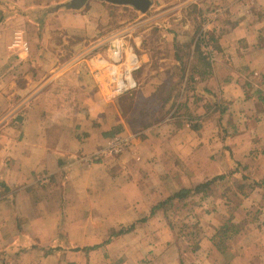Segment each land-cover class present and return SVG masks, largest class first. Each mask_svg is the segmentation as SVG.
Instances as JSON below:
<instances>
[{
	"label": "crops",
	"instance_id": "obj_1",
	"mask_svg": "<svg viewBox=\"0 0 264 264\" xmlns=\"http://www.w3.org/2000/svg\"><path fill=\"white\" fill-rule=\"evenodd\" d=\"M67 1L0 0V8H8L0 24V53L5 62L10 59L13 67L27 65L43 73L50 65L41 62L40 55L50 57L52 50L66 43L78 53L92 51L91 39L120 31L112 11L123 10L122 5L88 0L80 9L60 7ZM151 1L155 10L165 12L143 15L144 23L149 22L142 29L143 37L153 21L166 38L171 56L160 58L158 70H153L152 51L138 47L143 64L136 74L139 86L145 87L143 92L149 89L148 101H156L150 87H168L166 76L176 67L183 71L178 101H184L189 75L192 90L184 108L178 105L172 110L177 118L158 115L162 118L145 130L143 139H136L130 151L91 166L79 158L104 145L107 136L102 133L113 126L93 127L108 113L100 104L101 93L87 63L75 61V66H59L56 71L54 64L45 77L24 74L9 85L0 75V86L5 85L0 102L12 103L0 109V264L12 263V256L4 261L8 252L2 251L7 248L19 252L14 262L25 264H100V252L111 255L124 237L126 264H140L141 258L157 253L160 264H177L178 248L170 243V227L160 211L126 236L100 245L112 228L149 217L157 197L165 199L173 189L225 174L235 165L261 185L247 190L236 208L243 228L231 239V252L212 249L200 264H264V0ZM183 4L197 8L196 19L183 10ZM213 7L226 11L213 33L218 55L210 64L196 45V33L202 13ZM7 23L11 26L6 27ZM19 25L31 31L33 46L27 54L5 45L9 29ZM60 36L64 41H57L59 45L55 39ZM181 52H188L195 63H184ZM157 71L161 79L152 81L150 72ZM166 90L159 91L158 102H163ZM44 176L49 178L47 183L41 182ZM157 181L166 184L163 194L152 190ZM60 228L69 244L87 250L59 255L46 254L41 248L22 251L24 244L53 243ZM216 231L212 224L206 234L211 238ZM212 257L215 263L208 262Z\"/></svg>",
	"mask_w": 264,
	"mask_h": 264
},
{
	"label": "rangeland",
	"instance_id": "obj_2",
	"mask_svg": "<svg viewBox=\"0 0 264 264\" xmlns=\"http://www.w3.org/2000/svg\"><path fill=\"white\" fill-rule=\"evenodd\" d=\"M183 5H184L182 7L183 10H185V11L189 10L190 11L189 13H190L191 19H193V18L196 19V14L198 12L197 8H194V6H192V4H186V5L183 4ZM111 7L116 8V6H114V5H112ZM151 7L145 13L138 11L134 7L124 6V5L120 6V9H123V10H118V11L113 10L112 11L113 20H114V22H118V26H119L120 31L119 32L114 31L116 33H112L109 36L113 37L115 35H118L119 37L123 38L127 42L126 43L127 46H131L134 48L137 55H138V52H137L138 47L142 48L143 46H145L146 48L150 49L152 51V52H150V55H151V64L150 65H153V67L155 68L153 70H158L157 68L160 65L159 59L160 58H164V59L170 58L171 49L169 50V48L167 46H165L166 38L162 36V33L160 32L161 29L158 28L153 21L150 22L152 24V26L150 25L151 27H150L149 32H148L149 34L148 35L145 34L143 37L142 29L144 28V26H147V24H149L148 21H145L146 23H144L143 15H145V14L148 15L149 13H157L156 15H158L159 13L165 12L164 10L160 11V9L155 10L156 9L155 7H152V9H151ZM203 13H202V16H203ZM198 14H199V12H198ZM10 23H7L5 26L6 27L11 26ZM21 23H23V22L21 21L19 24H21ZM133 28L135 29L134 31H133ZM129 30L133 31L132 35L125 36L124 34H127ZM198 31H197V33H198ZM197 33H196V35H197ZM110 37L93 38V39H91L92 41L88 40L89 44L92 47V48L90 47V49H92V51L87 49V50H84L82 53L81 52L78 53L79 51H76L75 50L76 48L72 47L74 45L71 46V44L66 43L65 45L67 47L64 46V47H61L58 49L56 48L55 52L52 50L50 57H49V55L48 56L45 55L44 57H42V55H40V60H41V62H44L45 60L48 61L50 67H52V65L55 64V70L54 71H56V68L57 67L59 68V66L67 67V69H68V67H71V66L73 67L78 62L83 61L84 63H86L85 60H83V59L92 58L94 56H95V58H96V56L97 57L98 56L99 57H106V55H107L106 52L109 48ZM214 39H215V46L217 48L215 35H214ZM59 40H61L63 42L64 41L63 36H60L58 39H55L56 42ZM57 44L60 45V43H58V42H57ZM196 45H198L197 42H196ZM198 48L200 50L199 45H198ZM1 50H2V46L0 45V51ZM200 52H201V50H200ZM181 53H184V55H185V57L182 56L185 59L184 63H188L189 65H190V63H191V65H193V63H195V60H190V58H189L190 55H187L188 52H187V54H186V52H181ZM75 61H77V63ZM5 63H6L5 59H4L3 55L0 53V66H1L0 67L1 68L0 75L6 81V83H8V85L12 79H14V80L17 79L16 77H21V79H23L24 74L33 75L35 78L40 76V75L45 77L49 74V71H50V67L48 70L44 68L45 71L43 73H38L37 71H34L31 67H28L27 65H25V67L23 66L21 69L19 66L13 67L10 59H7V63L6 64ZM166 63H169V61H167ZM209 63L213 64L211 62H209ZM142 66H143V64L141 62V68L137 72L141 71ZM87 71H88V73H90V75H92V77L95 78V72L94 73L91 72L92 70L90 71L89 68L87 69ZM137 72L135 73V75L137 74ZM82 74H84L83 70H82ZM150 75H151L152 81H154V80L158 81L161 79L160 78L161 73L159 71L153 72V73L150 72ZM182 75H183L182 70H180L179 68H176V67H172L169 69V76H166L167 78H169L167 81V82H169L168 87H162V86H156V85H153V87H150L152 89L153 93H156V95L154 94L156 101H152V100H150V98L148 101L147 94H148L149 89L144 90L147 94L145 92H143V88H145V87L139 86V81H138L137 76H136V79L138 81V87L136 89L129 91L127 93H124V94H117L116 96H111V95L107 94L106 92L102 91L100 89L97 81H96L97 90L99 91V93H101L98 96L102 99V102L100 104H101L103 110L106 111L108 114L103 113V115H102L103 121L97 125H93V127L100 129V125H103V124L109 125V127L113 125L111 128L104 131L102 133V135H105V133H107V132H113L117 129H120V132L116 133L113 136H108L106 140H108L109 138L114 137L118 134L132 133V134L136 135V137H134L132 140L133 142L131 144V147L127 151L132 150V148L136 145V142H135L136 139L137 140L141 139V138L143 139V137L145 136V132H146L145 130H147V128L150 125H152L153 123L157 122L160 118H162V117H159L160 115L164 114V116H165V114H166V115H168V118L174 119V118H177L176 110L172 111L175 108V106H177L179 109V106L181 107V105H182L181 108H184L183 105L186 103L185 102L186 95L187 94L189 95L192 89H191V86L188 82V80L190 78V75H189L187 77L188 78L187 79L188 85L186 86V95L184 92L182 93V94H184L183 95L184 101H181V102L178 101V97L180 96V87L178 85H179V80H182V77H183ZM162 76L165 77L164 75H162ZM4 87H5L4 84L1 85L0 90H3ZM166 88H167V90L162 95V97L164 99L163 102L162 103H161V101L158 102L157 98L159 97V91L160 90L163 91ZM11 104L12 103H8V102L7 103L0 102V109L6 108V105L10 106ZM161 104H163V106H161ZM86 110L88 111L87 108H86ZM86 114L88 115V113H86ZM104 145H102L99 149H97L95 151L100 150ZM95 151H93V152H95ZM127 151H124V152H127ZM121 154H119V155H121ZM84 155H86V154H84ZM114 156H118V155H114ZM114 156H102L97 161H99L105 157L111 158ZM236 168H237L238 172L233 171ZM225 174H227V176H228L227 180H226L228 182V184L226 183V186H227V188L231 187V189H228L229 190L227 192L228 196L233 195L237 191H240L238 189V186L241 185L242 183L245 184V187L248 190L251 187V185H253L252 181H245L242 178L243 175H246V176H248V175L245 174L244 172L240 171L239 167L237 165H235L232 169H230V171H228ZM248 177H250V176H248ZM163 183L164 182L161 183V181L155 182L154 183V189H152V190H155L157 194H158V192L163 194L164 189L162 190V188H163V186L166 185ZM217 187H221L223 189V186L221 184H217ZM214 188L212 190H214ZM237 196L241 199V201L242 200L244 201V198H242L240 194ZM220 197H221V191L216 190V191L209 192L208 194H205V195L202 194V195L194 196L193 198H191L189 200L188 205L177 204L174 206V209L172 212L173 213L172 214V220L176 226V231L174 233H172V231L170 229V243H173L174 245L178 241L184 243L183 244L184 247H182L183 252H181V255H180V252L178 250L179 258L177 260V264H180V261H181V263L183 262V264H200V262L202 261V258L204 259L205 257H207V255L210 254V251L212 249H214V251L215 250L218 251V249L216 248V246L213 242V239H212V237L214 235L212 234L211 238H209L210 236H208L206 233L207 232L210 233V229H211L212 224H215L217 226V230H218V227L223 224V223L221 224V222H223V221L225 222L227 217H228V211H227L228 208L224 202L225 199L221 200ZM161 200H163L162 197H157L156 202L158 203ZM236 202H238V201L236 200ZM189 207H192V210H193V212H191V216L187 215V210L189 209ZM209 211H210V213H209ZM211 211H213L215 213L211 214L212 213ZM160 212H161V216L163 217L165 222L168 224V219L166 218V216L164 215V213L162 211H160ZM62 221H64V219H62ZM184 223H187L188 225L186 224V226L184 227V225H183ZM192 225H195V226H192ZM120 227L121 226L115 227V230H118ZM189 231H192V233H193L192 236H195V238L198 240L199 249H197V251H193V249L187 248L188 244H186V242H184V240H185L184 234H186V232H189ZM216 232L214 234H216ZM194 233H196V234H194ZM109 234H110V232H109ZM120 236H122V235H120ZM123 236H126V235H123ZM74 237L77 238L78 236L74 235ZM27 239H28V237L25 235V240H27ZM105 245L106 244L102 243V245H100V247H104ZM210 245H212L211 248H210ZM72 246L76 247L77 245H72ZM126 246H127V241H126V237H124V239H120V242H117L115 244L114 250L111 252V255L108 254V252H104V251L100 252V257H101L100 258L101 259L100 264H126L128 258H129L127 255V252H126ZM232 249H233L232 242L230 241V248L228 250V253H225V254H229ZM6 250L9 251V248H7ZM7 251H5V252H7ZM80 251H82V250H80ZM83 251H86V250H83ZM71 252H77V251H71ZM12 254L14 255V252ZM12 254H10V256H12ZM211 255H212V253H211ZM12 258H13L11 261L12 263L8 262L6 264H25L24 261L14 262V259L18 258L15 255L12 256ZM140 260H141L140 264H160L159 262L161 260V256L158 255V253H157L155 255H152L151 258L145 257V258H141ZM215 261L216 260L214 257H212L210 260H208L209 263H213V262L215 263ZM204 264H206V262H204ZM223 264H225V263H223Z\"/></svg>",
	"mask_w": 264,
	"mask_h": 264
},
{
	"label": "built area",
	"instance_id": "obj_3",
	"mask_svg": "<svg viewBox=\"0 0 264 264\" xmlns=\"http://www.w3.org/2000/svg\"><path fill=\"white\" fill-rule=\"evenodd\" d=\"M223 7L206 10L202 16V25L196 35V42L200 47L203 57L214 63L217 60L218 50L215 46L214 30H218L219 19L225 13ZM6 34L5 45L8 50L29 53L32 50L33 39L31 31L19 25L9 29ZM118 35L111 36L106 57L87 58L91 72H95V79L100 89L111 96L124 94L138 87L135 73L141 68V60L131 46ZM132 133L118 134L109 138L105 145L98 151L82 155L81 161L91 166L102 156H114L129 150L133 138ZM48 176L41 178L42 183H47Z\"/></svg>",
	"mask_w": 264,
	"mask_h": 264
},
{
	"label": "trees",
	"instance_id": "obj_4",
	"mask_svg": "<svg viewBox=\"0 0 264 264\" xmlns=\"http://www.w3.org/2000/svg\"><path fill=\"white\" fill-rule=\"evenodd\" d=\"M7 7H2L0 8V24L3 22V18H5V9ZM196 129H198V126H195ZM120 132V129H117L113 132H107L105 133V136H113L116 133ZM234 172H238L237 168L233 170ZM227 174H221V175H216L210 179L204 180V181H197V182H190L186 187L184 188H178V189H173L172 193L169 194L165 199L159 201L156 203L151 210L150 216L149 217H142L138 219L137 221H134L133 223L129 224H124L121 225V227L118 230H115V228L110 230V234L104 239L103 244H107L111 242L112 238L115 236H120V235H126L130 232H132L138 225L143 224L146 222L151 216H154L158 211H162L166 218L168 219V225L174 233L176 231V226L172 220V212L174 209V206L177 204H183V205H188V202L191 198L197 195H205L208 194L209 192L220 190L221 191V196L222 198L225 199V204L227 206V211H228V217L226 221L218 227V230L216 234L212 237L213 242L218 249V251L222 254L228 253V250L230 248V241L231 239L238 234L241 229L243 228V224L239 222L236 218V208L240 206L243 203V200L237 196L241 194V197L244 198L243 196H247V190L245 187V184L242 183L241 185L238 186V189L240 191H237L233 195L228 196L227 192L229 191L228 189H231V187L226 186V183L228 184L227 180ZM245 181H252L253 185L249 188L252 189L255 186H260L261 182L258 180L251 179L250 177L243 175L242 177ZM217 184H221L223 186V189L221 187H217ZM244 184V185H243ZM216 189H215V188ZM214 188V190H212ZM239 193V194H238ZM236 200L238 202H236ZM191 212H193L192 207H189L187 210V215L191 216ZM63 217V215H62ZM187 223H184V227L186 226ZM188 225V224H187ZM195 226V225H192ZM192 229V228H191ZM192 231L186 232L184 234V242L188 244L187 248L193 249V251H197L199 249L198 247V240L195 238V236H192ZM196 234V233H194ZM25 239V236H24ZM183 242H176L175 245L177 246L180 255L182 251V247H184ZM30 245V244H29ZM23 245L22 246V251L24 252L26 249L29 247L33 249H40L44 250L46 254H56L59 255V253H66L68 251H80V250H87L85 247H79V246H72V244L68 243V236L65 233L63 229L60 228L59 231V236L56 241L53 243L47 244L46 246H41L38 244H32L30 246ZM190 246V247H189ZM7 250H4L2 252H5ZM8 255L4 256V261L8 259L10 254L13 253L9 249ZM16 254V257H19V252H15L14 255ZM12 254V256H14ZM180 264H183V262ZM227 264V263H225Z\"/></svg>",
	"mask_w": 264,
	"mask_h": 264
},
{
	"label": "water",
	"instance_id": "obj_5",
	"mask_svg": "<svg viewBox=\"0 0 264 264\" xmlns=\"http://www.w3.org/2000/svg\"><path fill=\"white\" fill-rule=\"evenodd\" d=\"M88 0H69L62 3L60 7H66L68 9H80ZM116 5H129L137 9L138 11L145 13L152 5L151 0H100Z\"/></svg>",
	"mask_w": 264,
	"mask_h": 264
}]
</instances>
